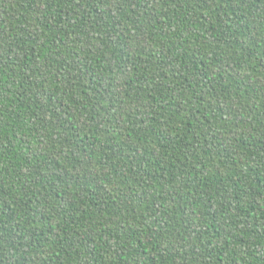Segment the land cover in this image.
Instances as JSON below:
<instances>
[{"label":"trees","instance_id":"trees-1","mask_svg":"<svg viewBox=\"0 0 264 264\" xmlns=\"http://www.w3.org/2000/svg\"><path fill=\"white\" fill-rule=\"evenodd\" d=\"M0 264H264V0H0Z\"/></svg>","mask_w":264,"mask_h":264}]
</instances>
